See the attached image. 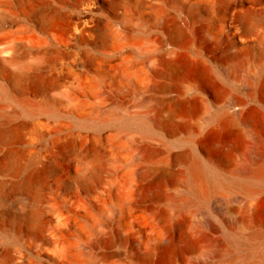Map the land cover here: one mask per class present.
<instances>
[{"label":"bare ground","instance_id":"bare-ground-1","mask_svg":"<svg viewBox=\"0 0 264 264\" xmlns=\"http://www.w3.org/2000/svg\"><path fill=\"white\" fill-rule=\"evenodd\" d=\"M47 2L17 0L25 20L0 37V81L15 93L0 103V228L12 223L25 248L0 264H178L186 250L200 264H256L264 138L237 182L200 151L223 158L232 144L240 85L248 110L264 111V0H103L83 22ZM207 100L215 111L200 121ZM232 181L257 188L244 214L223 203L225 243L209 213ZM197 219L203 249L186 226Z\"/></svg>","mask_w":264,"mask_h":264},{"label":"rangeland","instance_id":"rangeland-1","mask_svg":"<svg viewBox=\"0 0 264 264\" xmlns=\"http://www.w3.org/2000/svg\"><path fill=\"white\" fill-rule=\"evenodd\" d=\"M46 6L51 7H59L63 14L71 20L83 22L86 19L92 16H98L105 13V5L103 0H62V3L57 2L56 0H47ZM91 5V6H90ZM18 4L17 0H0V37H3L9 32H14L17 30L18 27L22 25L25 18L20 16L18 11ZM103 56V55H102ZM221 83L222 81L218 79ZM234 88H236L234 86ZM248 92V89L244 86L240 85V88L234 93L237 97L244 99L245 108L240 109L238 106L232 108V114L234 121L231 125V138L232 144L229 148L225 151L226 153H222L223 158L220 157L218 151L216 150H205L202 149L200 151L201 157L204 159H209L213 162L216 166L223 165L222 173L224 176L227 177L229 180H233L234 182L243 180L242 174L244 171L252 168L260 159V155L258 154L263 147L261 144L262 139L264 138L262 128L264 125V111L262 109L257 110H248L249 105H253L254 101L250 98L245 97V94ZM15 93L8 90L6 85L0 81V103H5L6 98L12 97ZM207 110L204 106H201L197 112V118L200 121L204 120L205 115L208 111H215V107L211 100H207ZM49 113L52 115H60L61 120L63 121H70L71 119L65 117L63 113L59 110L58 107L52 106L48 109ZM206 113H205V112ZM262 111V112H261ZM205 115H204V114ZM244 123V124H243ZM262 123V124H261ZM262 125V126H261ZM261 126V127H260ZM221 133H224L223 129H220ZM256 133V134H255ZM176 136L169 137L166 141L167 144L171 145L173 149H179L177 147ZM262 138V139H261ZM179 146V145H178ZM185 146L183 145L184 148ZM204 150V151H203ZM219 158V159H218ZM218 159V160H217ZM223 160V161H222ZM223 163V164H220ZM224 180V178H223ZM230 186V192L226 193L223 190H220L219 194L224 195L225 197L221 199L219 202L220 207L216 210H212L209 213V217L216 223L222 227L221 231L215 235L216 237L222 238V240L227 243V233L229 229L235 227L233 224L227 223V225H222L223 220H227V214L225 207L226 205L223 203H227L230 209H234L237 215H241L246 213V204H247V197L245 190L255 189L257 187L252 185H247L245 188L240 186L233 185ZM259 188V187H258ZM260 193L256 196L255 204H256V211L258 213L259 219L257 222L259 223V227L264 231V186L259 188ZM229 195V196H228ZM231 203V204H230ZM241 203L243 205H241ZM11 206L8 204L6 206V210L9 211ZM259 208V209H258ZM198 208L196 206H189L186 207V210L196 211ZM185 209H181V212H185ZM0 216L2 218V211L0 210ZM0 218V223H1ZM183 224L185 222L183 221ZM187 230L190 234H192V239L198 242V249H203L206 247V228L202 225V223L197 219L195 223L191 226L187 225ZM13 224L9 226L7 229L3 230L0 228V251H8L11 247L19 248L20 250H25L23 245H20V242L16 240L14 235V228ZM14 241V244L11 245L7 243L8 240ZM257 246V255L258 257L256 264H264V239L260 241V243L256 244ZM242 250L239 247H232L233 252L242 251L246 252L247 249L244 245L241 244ZM116 249V247H114ZM200 250L193 251V250H186L181 253L180 261L177 262L178 264H200L197 255L199 254ZM44 258H40L38 260L39 263H42Z\"/></svg>","mask_w":264,"mask_h":264}]
</instances>
